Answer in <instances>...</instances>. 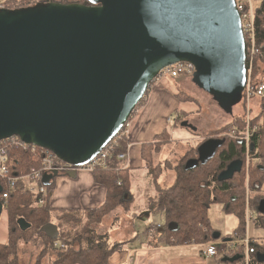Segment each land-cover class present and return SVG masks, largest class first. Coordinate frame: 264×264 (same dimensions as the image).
Listing matches in <instances>:
<instances>
[{
	"label": "water",
	"instance_id": "obj_1",
	"mask_svg": "<svg viewBox=\"0 0 264 264\" xmlns=\"http://www.w3.org/2000/svg\"><path fill=\"white\" fill-rule=\"evenodd\" d=\"M182 62L193 66L192 82L222 110L240 102L247 69L235 0H86L0 8V141L18 136L82 166L127 122L158 73ZM180 126L196 129L186 120ZM223 142H201L198 161L206 163ZM241 165L231 161L218 180L231 178ZM43 176L49 183L58 174ZM257 212L264 214V200ZM19 225L27 227L22 219ZM41 230L57 235L53 224Z\"/></svg>",
	"mask_w": 264,
	"mask_h": 264
},
{
	"label": "trees",
	"instance_id": "obj_2",
	"mask_svg": "<svg viewBox=\"0 0 264 264\" xmlns=\"http://www.w3.org/2000/svg\"><path fill=\"white\" fill-rule=\"evenodd\" d=\"M256 1L259 3L254 8L255 46L258 52L252 58L249 72V83H252V88L264 83V79L255 81L260 71V64H264V0ZM48 2L86 3V0H6L5 7L13 9ZM248 47L249 42L245 39L246 69L249 63ZM180 96L185 99H181ZM176 97L181 102L194 101L181 92L177 93ZM260 98L262 99L260 112L250 124L247 140L243 131L235 137H207L223 139L224 142L206 163L198 161L197 147L193 149L189 146L177 162L169 166L168 170L173 179L166 187L158 183L160 164L150 161L153 160L152 155L144 153L148 144L143 146L141 155L154 185V195L147 198V207L163 216L161 240L166 244H206L216 239L213 236L215 230L208 216V210L213 204L220 205L226 214H233L236 217L237 226L234 233L240 237L246 231L247 209L256 212L257 217L254 222L264 228V214L257 212L259 202L264 200V97ZM182 112L184 111L177 112V115ZM234 126L242 130L245 123L241 118L236 117L223 129L229 130V127ZM126 143L127 139H119L107 160L106 168H96L92 172L95 183L106 188L104 203L97 208L82 211L52 208L49 200L54 179L49 183L45 182L47 193L42 196L41 204L37 203L39 195L30 194L18 184L13 189H9L0 179L2 192L8 193L5 200L0 195L2 212L5 211L7 222L6 239L0 243V264H19L20 241L26 243L33 238H40L43 243L33 264H42V257L48 251L52 253L51 264H111L109 258L119 250L122 243L110 242L108 234L97 232L95 226L103 224L117 208L128 211L132 204L131 177L128 170L123 167L124 161L117 157L119 153L125 151ZM7 155L11 163V175L25 174L30 169L40 167V161L32 157L28 151L8 148ZM246 155L258 159L259 164L246 170L244 165ZM233 160L242 162L240 170L231 178L219 181V173ZM117 181H120V184H117ZM125 195L129 197L124 199ZM117 218L119 217L113 220ZM20 219L27 224V227H20ZM47 224L56 226V237L52 238L41 230ZM169 224H175L176 228H169ZM55 242L62 246L54 247ZM247 242L253 252H264V239L247 238ZM235 255L239 258L228 262L234 263L242 259L244 261L243 250H230L228 257ZM250 262L258 263L252 256Z\"/></svg>",
	"mask_w": 264,
	"mask_h": 264
},
{
	"label": "crops",
	"instance_id": "obj_3",
	"mask_svg": "<svg viewBox=\"0 0 264 264\" xmlns=\"http://www.w3.org/2000/svg\"><path fill=\"white\" fill-rule=\"evenodd\" d=\"M177 92L175 88L167 84L164 87L163 84L154 87L148 103L139 110L137 115L130 116L131 118L128 119L129 131L126 145L128 157L123 164L131 177L130 185L133 191V200L135 192H137V197L142 201H138L137 204L135 198L136 203L133 204L132 201L128 211L117 208L108 218L125 217L123 230L115 234L118 239L117 242L122 244L119 250L109 258L111 264H219L218 256L223 255L226 248L223 243L231 238L230 235H227L221 239L222 235L214 229L218 236L216 240L214 239V242L210 243L216 245L218 249L219 255L217 254L216 257L204 253L205 244H166L161 240L162 226L155 223V213L158 212H152L147 207V198L149 194H154V190L152 191L150 188H144L140 185V179L146 182V185H153L145 160L141 155L143 146L155 143L164 132L170 135L169 139L172 141L174 140V133L180 136L179 141H187L191 139L188 131H197V127L191 122L188 123L193 125L196 128L195 130L180 126L182 121L179 123L180 128L173 127L177 112L185 111L181 109V105L186 104V102L178 100L176 97ZM164 160H166V157H164ZM153 162L154 164H161L162 160L157 158ZM166 172L165 176L162 173L158 178L160 185H162V177H164L166 184H169L173 179L170 170H166ZM139 186H141V190H139ZM146 196L148 197L146 198ZM128 197L125 195L124 199ZM105 198V186L95 183L92 172L81 169L75 172L74 177L58 175L54 178V186L50 193L49 202L50 206L55 209L82 211L88 208L100 207ZM153 215H155L154 218ZM251 215H249L251 219L255 220L254 214ZM107 227L100 233L109 236L111 233L110 227ZM220 239L222 242H219ZM258 255H264V252L257 251L248 254L249 258L252 256L256 260ZM257 264H264V262Z\"/></svg>",
	"mask_w": 264,
	"mask_h": 264
},
{
	"label": "rangeland",
	"instance_id": "obj_4",
	"mask_svg": "<svg viewBox=\"0 0 264 264\" xmlns=\"http://www.w3.org/2000/svg\"><path fill=\"white\" fill-rule=\"evenodd\" d=\"M246 1V0H245ZM248 2V0H247ZM252 6L253 15H254V8L258 6V1L256 0H249ZM262 69V70H261ZM195 70L190 76H180L177 78H172L169 75H163L158 80H153L149 88L147 89L144 97L140 101V103L136 106V109L132 112L131 117L133 115H137L139 110H141L142 107H144L148 100L150 99V94L153 88L159 87L161 84H163V87L167 84L168 86H171L175 88L179 93H183L192 99L194 101H187L186 104L181 105V109L185 110L182 113H178L176 116V119L174 120L173 127L180 128L179 123L183 120H188V122L193 123L197 127L196 132H190V140H182L179 141V137L176 133L173 134V141L170 140L167 133L164 135H161L157 141L147 147H145V155L147 153L152 155V159L155 160L157 158H160L162 160L160 167V175L163 173L167 174L166 170L169 169V166L171 164H174L177 162V160L188 150L189 146H191L193 149L197 147V145L205 138L210 136H217V137H235L240 132L243 131L245 133L244 138L245 140L247 137V133L250 132V124L253 120V118H257L260 107L262 105V99L253 95L247 96L245 92L242 94V98L240 102L234 104L232 107L225 106L224 110L221 109V107L217 104V102L210 96L207 92L202 91L199 89L195 84L191 81V76H194ZM250 73L247 72V81L249 82ZM258 79H264V64H260V71L259 74L256 76V80ZM247 82V83H248ZM252 83H249V86H251ZM181 99H185V97L180 96ZM231 108V109H230ZM174 114V113H173ZM174 116V115H173ZM171 116V117H173ZM130 117V118H131ZM236 117L241 118V120L244 121L245 126L241 130L239 127L234 126L233 128L229 127V130H224L223 128L225 125L232 122V120ZM129 131V127H128ZM182 131V130H181ZM181 131H179L181 133ZM211 133H213L211 135ZM127 139V138H126ZM118 143V142H117ZM127 145V143H126ZM126 151V148H125ZM257 152V151H255ZM156 156L157 158H155ZM164 157H166V160H164ZM150 159H148L149 161ZM153 160H150L153 162ZM154 163V162H153ZM259 164V160L246 155L245 156V166L246 170H248L249 167ZM140 182L144 188H150L152 191L154 190V185H146V182H143L142 179H140ZM162 187L168 186L166 184L164 177L161 178ZM160 182V183H161ZM168 183V181H167ZM153 186V187H152ZM139 190H141V186H139ZM247 190V189H246ZM149 194V196H153ZM148 196H146L147 198ZM138 204L139 197H137V192H135L133 204ZM153 212V211H152ZM156 214V221L155 223H159L161 226L164 224V218L160 213ZM254 214L255 218L256 212L252 210H246V231L243 234V236H239L238 234L234 233V229L237 226V219L233 214H226L222 211V208L218 204H213L209 210H208V216L211 221L212 227L222 235L220 238L222 239L223 236L226 237L227 235H230V240L228 239L223 244L225 245V250L223 252V255L218 256V262L219 264H242L243 259L236 262H228L223 261L224 257H228L229 251H237L239 249L243 250V253H246V245L244 243V240L249 238H258V239H264V228L257 226L254 222V220L251 219L249 215ZM155 215H153L154 218ZM252 216V215H251ZM248 219V220H247ZM125 223V217L119 218L117 221L113 219H106L103 224L99 226H95V229L97 232H103L105 228L108 226L110 227V235H109V241L115 242L118 241L117 236H115L116 233L121 232L123 230V225ZM6 213L3 211L0 215V243H3L6 239ZM107 227V228H108ZM126 232V231H125ZM234 233V234H233ZM233 235V236H232ZM220 239L219 242H222ZM216 240V239H215ZM215 240H212L210 242H214ZM209 242V243H210ZM218 242V243H219ZM217 243V244H218ZM226 243V244H225ZM222 244V243H221ZM42 241L40 238H33L32 240L28 242H21L19 243V264H33L35 261V257L39 253V251L42 249ZM219 255V254H218ZM52 260V253L47 252L45 256L42 257V264H51ZM242 261V262H241ZM217 264V263H216Z\"/></svg>",
	"mask_w": 264,
	"mask_h": 264
},
{
	"label": "built area",
	"instance_id": "obj_5",
	"mask_svg": "<svg viewBox=\"0 0 264 264\" xmlns=\"http://www.w3.org/2000/svg\"><path fill=\"white\" fill-rule=\"evenodd\" d=\"M6 0H0V8L5 7ZM236 8L240 14L241 29L244 36L249 42L248 52H249V63H248V73L250 72L251 62L253 56L258 52L255 46V22L251 3L247 0H235ZM194 72V68L191 64L182 62L176 63L165 67L161 70L154 80H158L163 75H169L172 78H177L180 76H190ZM248 82V81H247ZM247 96L253 95L256 97H264V83L259 84L257 87L252 88L249 86V82L246 84L244 89ZM128 120L122 126V128L116 133V135L86 164L82 166H76L65 161L58 159L55 154L50 150L42 148L34 144H28L20 140L18 136H11L0 141V179L5 182V185L9 189H13L17 184L21 186L25 191L30 194L39 195L38 204L43 202L42 196H44L46 191L44 173L46 171H56L59 176H65L70 171L87 170L93 172L96 168H106L107 160L111 156L117 142L119 139H126L128 136ZM248 136V134H247ZM247 138V137H246ZM8 148L22 149L28 151L32 157L40 161L39 168L30 169L25 174L11 175L10 174V159L7 155ZM118 159L125 161L128 157L126 151H123L117 155ZM125 167V165H123ZM120 184V181H117ZM2 199H6L8 193H0ZM158 227H160L158 225ZM246 244V253L244 255L243 264H251L248 254L253 252L252 248L248 247L247 239L244 240ZM54 247H61L62 245L55 242ZM204 253L208 256L216 257L218 254V249L216 245L212 243H206Z\"/></svg>",
	"mask_w": 264,
	"mask_h": 264
},
{
	"label": "flooded vegetation",
	"instance_id": "obj_6",
	"mask_svg": "<svg viewBox=\"0 0 264 264\" xmlns=\"http://www.w3.org/2000/svg\"><path fill=\"white\" fill-rule=\"evenodd\" d=\"M192 81V80H191ZM195 86H197V85H195ZM198 87V86H197ZM199 88V87H198ZM200 89V88H199ZM202 90V89H201ZM202 91H204V90H202ZM205 92V91H204Z\"/></svg>",
	"mask_w": 264,
	"mask_h": 264
},
{
	"label": "bare ground",
	"instance_id": "obj_7",
	"mask_svg": "<svg viewBox=\"0 0 264 264\" xmlns=\"http://www.w3.org/2000/svg\"><path fill=\"white\" fill-rule=\"evenodd\" d=\"M248 61V60H247ZM246 67H247V65H246ZM226 244V243H225ZM242 258V257H241ZM242 262V261H241Z\"/></svg>",
	"mask_w": 264,
	"mask_h": 264
}]
</instances>
